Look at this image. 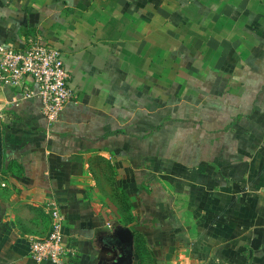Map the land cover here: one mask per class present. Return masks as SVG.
Wrapping results in <instances>:
<instances>
[{
    "label": "crops",
    "instance_id": "crops-1",
    "mask_svg": "<svg viewBox=\"0 0 264 264\" xmlns=\"http://www.w3.org/2000/svg\"><path fill=\"white\" fill-rule=\"evenodd\" d=\"M33 35L73 98L0 93V264H51L49 201L69 264H264V0H0V44Z\"/></svg>",
    "mask_w": 264,
    "mask_h": 264
},
{
    "label": "built area",
    "instance_id": "built-area-1",
    "mask_svg": "<svg viewBox=\"0 0 264 264\" xmlns=\"http://www.w3.org/2000/svg\"><path fill=\"white\" fill-rule=\"evenodd\" d=\"M69 75L62 53L40 35L27 37L22 48L0 44V93L12 88L20 99L38 98L48 124L57 121L62 109L72 100ZM6 186L0 175V187ZM51 230L45 237L28 238L29 256L36 262L69 264L75 247L65 240V216L55 201L45 204Z\"/></svg>",
    "mask_w": 264,
    "mask_h": 264
},
{
    "label": "water",
    "instance_id": "water-1",
    "mask_svg": "<svg viewBox=\"0 0 264 264\" xmlns=\"http://www.w3.org/2000/svg\"><path fill=\"white\" fill-rule=\"evenodd\" d=\"M2 169V141H1V125H0V171ZM114 241L121 242L123 245L128 246L132 241V234L128 229L118 228L114 232Z\"/></svg>",
    "mask_w": 264,
    "mask_h": 264
},
{
    "label": "trees",
    "instance_id": "trees-1",
    "mask_svg": "<svg viewBox=\"0 0 264 264\" xmlns=\"http://www.w3.org/2000/svg\"><path fill=\"white\" fill-rule=\"evenodd\" d=\"M7 172H8V170H7V167H2V169H1V171H0V175L2 176V175H7Z\"/></svg>",
    "mask_w": 264,
    "mask_h": 264
}]
</instances>
